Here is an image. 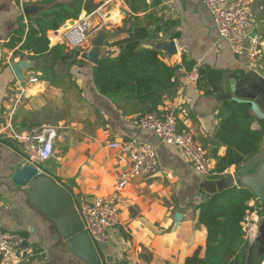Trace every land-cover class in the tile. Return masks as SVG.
Returning <instances> with one entry per match:
<instances>
[{
	"label": "crops",
	"instance_id": "crops-1",
	"mask_svg": "<svg viewBox=\"0 0 264 264\" xmlns=\"http://www.w3.org/2000/svg\"><path fill=\"white\" fill-rule=\"evenodd\" d=\"M94 1L101 3L106 18L103 22L99 15H93L89 40L80 47L87 50L90 40L104 28L111 36L102 57L116 56L120 47L108 44L128 35L126 30H120L125 28L124 21L133 12L125 0ZM146 2L147 12L154 16L151 30L155 34L145 41V46L175 40L176 55L168 56L159 49L172 64L186 59L195 61L197 66L220 70L223 76L231 74L228 86L232 96L235 95L231 85L256 80L251 72L264 77V46L250 66V58L236 54L220 36L203 0ZM25 7L34 9V13L25 14ZM42 7L38 0H0V228L21 233L28 241L21 264H69L65 250L56 245V236L49 231L50 222L30 204L28 189L12 182L15 167L20 162H28L23 144L12 134H26L39 125L58 129L56 143L61 151L38 164L73 192L77 204L112 193L120 174L127 169L126 154L110 147L111 142L138 137L157 145L158 172L129 182L123 192L119 224L110 230L107 242H98L108 264H184L198 249L203 256L207 228L199 222L196 206L226 188L230 174L237 179L241 174L254 173L264 163V135L256 153L241 161L232 159L224 173H198L179 148L160 142L149 130L138 128L136 118L146 112L145 106L136 100L117 105L97 90L93 80L94 64L86 60L82 66H52L39 59L31 60L28 56L31 53L27 51L23 56L16 54L19 47L9 46L15 29L20 27L27 31L28 16H34ZM249 7L253 15L250 36L264 42V0H253ZM145 13L142 9L138 16L144 17ZM86 14L83 11L79 20ZM21 15L23 19H19ZM111 15L115 18L111 19ZM69 26L48 32L50 47L65 44L72 49L65 42L64 31L61 32ZM22 57L33 65L23 69L19 78L13 65ZM186 74L180 77L172 93L164 95L158 110L174 109L180 128L191 131L203 143L215 167L216 160L210 153L217 149L218 155L223 156L227 151L226 146L219 145L215 139L221 121L219 112L225 102L236 100L218 99L221 89L214 94L199 90L196 81L186 82ZM243 87L252 92L249 87ZM262 88L255 97H264V86ZM258 110L262 117L251 107L255 130H261L264 121V110L261 106ZM178 213L182 214L180 220L176 217ZM258 225L259 222L253 226L248 237L244 234L250 243L258 235Z\"/></svg>",
	"mask_w": 264,
	"mask_h": 264
},
{
	"label": "trees",
	"instance_id": "trees-1",
	"mask_svg": "<svg viewBox=\"0 0 264 264\" xmlns=\"http://www.w3.org/2000/svg\"><path fill=\"white\" fill-rule=\"evenodd\" d=\"M133 14L125 19L128 35L108 44L120 47L116 56L106 55L93 67V80L97 90L113 103L136 100L145 106L146 112L158 111L166 93H172L179 85V79L197 65L195 61L183 59L182 63L170 64L155 46H145V41L154 37L151 25L154 16L147 12L146 0H125ZM42 9L29 15L28 29L18 27L10 39L9 46L16 47V54L25 51L31 60H41L52 66L78 65L86 60L80 58L83 48L68 49L65 44L50 47L48 32L60 29L70 19L78 20L83 11L87 14L97 10L101 3L94 0H38ZM146 11L144 17L138 16ZM32 16V17H31ZM21 15L19 19H23ZM157 22V21H156ZM158 27V26H157ZM199 78L196 86L208 94L218 92L222 87L223 73L204 65L198 66ZM220 125L215 133L216 142L226 146L225 155H218L217 149L210 153L216 160L213 169L224 173L232 159L239 161L258 150V143L264 135L262 129L252 127L254 116L248 103L227 101L219 112ZM253 200L254 206L249 202ZM254 194L246 187L231 186L214 192L198 206L199 222L207 228L206 249L203 256L200 249L189 256L184 264H246L250 242L244 237L242 222L249 211L259 207Z\"/></svg>",
	"mask_w": 264,
	"mask_h": 264
},
{
	"label": "built area",
	"instance_id": "built-area-1",
	"mask_svg": "<svg viewBox=\"0 0 264 264\" xmlns=\"http://www.w3.org/2000/svg\"><path fill=\"white\" fill-rule=\"evenodd\" d=\"M252 1L203 0L212 14L220 36L229 42L236 54H246L250 58V66H253V61L264 46L263 41L258 38L252 39L250 36L253 15L249 4ZM95 14L99 15L104 22L106 14L104 17L102 6H100L64 30L65 42L69 47L81 46L89 40L90 22ZM165 61L173 63L166 58ZM198 78L199 72L196 65L186 74V82L190 84ZM32 80L36 81L37 78ZM136 124L139 129L153 132L160 142L179 148L198 173L210 175L213 172L214 167L207 149L191 131L180 128L179 117L174 109L166 108L139 114ZM12 136L23 144L26 158L33 165L39 166V162L51 159L61 151L56 143L59 131L54 126H34L26 134L13 132ZM109 146L119 148L126 154L129 162L127 169L120 174L112 193L77 204V210L84 223V230L93 240L100 243L108 241L110 230L120 222L119 213L123 192L129 182L138 176L156 174L159 170L157 145L152 142L131 137L111 142ZM249 205L254 206L255 202H249ZM254 214H257V208L254 211L248 210L242 222L244 234H247V237L256 225ZM24 240L25 237L21 233L9 232L0 228V264H21L26 256L25 246H22Z\"/></svg>",
	"mask_w": 264,
	"mask_h": 264
},
{
	"label": "water",
	"instance_id": "water-1",
	"mask_svg": "<svg viewBox=\"0 0 264 264\" xmlns=\"http://www.w3.org/2000/svg\"><path fill=\"white\" fill-rule=\"evenodd\" d=\"M34 9L25 7V14L34 13ZM76 20L70 19L63 26L74 25ZM111 36V32L101 28L90 40V47L80 54V58L90 63L99 64L103 54L106 41ZM155 47L165 52L168 56L176 55L178 52L175 40H168L154 44ZM23 56V55H22ZM32 62L22 60L13 65L16 75L21 78V72L25 68L32 67ZM251 76L256 78L253 82H237L231 85L232 96L228 86V77L223 76L221 90L217 94L218 99H232L238 102L250 103L258 116V108L264 110V97H255V93H261L264 86V77L251 72ZM249 87L252 92H247L243 86ZM264 118V117H263ZM226 187L240 186L246 187L254 194L259 202L261 220L258 227V235L251 241L248 247L246 264H264V163H262L254 173L241 174L235 179L231 174L227 176ZM12 182L20 188H27L30 204L40 215L50 222L49 231L56 236V245H60L66 252L69 264H108L104 258L99 244L93 240L84 230V223L76 208L77 200L73 192L62 184L55 176L47 171H43L41 166L33 165L29 162H20L14 169ZM223 190V189H221ZM177 219L182 217L177 214ZM29 246L25 239L22 246Z\"/></svg>",
	"mask_w": 264,
	"mask_h": 264
},
{
	"label": "rangeland",
	"instance_id": "rangeland-1",
	"mask_svg": "<svg viewBox=\"0 0 264 264\" xmlns=\"http://www.w3.org/2000/svg\"><path fill=\"white\" fill-rule=\"evenodd\" d=\"M80 19V18H79ZM68 22V21H67ZM258 215V216H257ZM254 217L256 218V224H257V222H259V224H260V220H261V213H260V206L259 207H257V214H254ZM257 227H259V225L257 226ZM246 235V234H245Z\"/></svg>",
	"mask_w": 264,
	"mask_h": 264
},
{
	"label": "bare ground",
	"instance_id": "bare-ground-1",
	"mask_svg": "<svg viewBox=\"0 0 264 264\" xmlns=\"http://www.w3.org/2000/svg\"><path fill=\"white\" fill-rule=\"evenodd\" d=\"M111 16H112L111 19H114V18H115L114 15H111ZM62 31H64V28L61 29V32H62Z\"/></svg>",
	"mask_w": 264,
	"mask_h": 264
}]
</instances>
